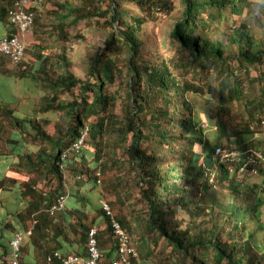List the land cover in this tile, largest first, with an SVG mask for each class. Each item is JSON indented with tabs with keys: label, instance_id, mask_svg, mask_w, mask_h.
Wrapping results in <instances>:
<instances>
[{
	"label": "trees",
	"instance_id": "obj_1",
	"mask_svg": "<svg viewBox=\"0 0 264 264\" xmlns=\"http://www.w3.org/2000/svg\"><path fill=\"white\" fill-rule=\"evenodd\" d=\"M15 1L0 0V24L6 28L0 39L16 32L9 15ZM75 1V6L62 0L27 4L34 12L37 45L16 72L42 81L46 91L38 93L34 119L9 111L10 127L17 131L9 136V128H0V140L24 146L31 161L32 181L20 183L27 187L30 206L19 213L29 222L14 235L31 224L35 229L22 241L20 264H35L24 258L33 246L42 264H60L69 255L86 257L93 227L101 260L109 263L119 247L113 221L129 237L139 261L264 264V0ZM175 9L180 15L168 32L175 48L164 53L147 40L145 15ZM44 10L48 19H57L47 22L53 32L44 28ZM100 17L110 27L109 36L105 48L86 51L87 78L82 79L68 63L67 26ZM46 32L63 41L59 55L51 48L39 50ZM73 36L85 38L80 30ZM55 58L60 61L53 63ZM8 61L1 56L0 73ZM63 92L72 101L64 104L58 96ZM204 92L215 109L201 114L186 97ZM61 108L70 118L66 134L53 119ZM29 140L40 143L34 151ZM218 148L234 154L222 159ZM255 152L263 158H251ZM39 173L47 180L38 188ZM70 177L78 179L76 209L51 213L61 196L68 197ZM89 183L84 196L80 190ZM96 186L110 214L103 206L94 214L87 211L88 193ZM102 229L110 245L105 255ZM10 255L11 245L3 264H10Z\"/></svg>",
	"mask_w": 264,
	"mask_h": 264
},
{
	"label": "rangeland",
	"instance_id": "obj_2",
	"mask_svg": "<svg viewBox=\"0 0 264 264\" xmlns=\"http://www.w3.org/2000/svg\"><path fill=\"white\" fill-rule=\"evenodd\" d=\"M64 2H70V4H73V6L76 5L75 0H62ZM106 2L102 4V6L106 7ZM132 6V5H131ZM47 8H51V6H47ZM137 12L139 14L145 13L142 10H139L136 8ZM180 15V9H175L174 11L170 12L168 15L162 14L160 12H155L151 16L145 15L146 20V37L147 40L151 41L154 40L158 47L164 51V53H167L168 51L174 50L175 46L172 44L168 32L170 30V26L172 22L175 20V18ZM50 16L47 14V10H44L42 15V22H46L45 24L50 23L51 20H57L55 18H50ZM95 19L91 20H82L77 25H71L67 26L69 27L70 31V41H68L66 44L67 50V56H68V63L72 70V72L76 75L81 77L82 79H86V51L91 47H96L98 49L105 48L106 39L109 36L110 27L104 24V18L100 17L99 22H95ZM47 29L48 32H50V27L48 24L44 27ZM6 28L3 24H0V34L5 32ZM82 31L85 38L76 39L73 36V33L76 31ZM53 32V31H51ZM47 32L43 35V38L45 39L44 42H41L40 45V51L47 52V49L51 48L54 49L56 52V55H59L61 53V45L63 41L59 42L56 37L52 38V36H48ZM27 39H28V50L26 52V59L29 56H32V49L34 45H37L35 43L36 36L34 34L33 30H30L27 32ZM45 47V48H44ZM172 54H170L171 56ZM59 59L55 58L53 59V63H56ZM60 61V60H59ZM9 63V61H8ZM4 67V68H3ZM18 66H11V64H4L2 66L3 73H0V92L3 93L2 96H0V128L4 126V128H9V136H11L14 131H17L15 128L10 127L12 115H10L9 111L14 112L16 116H19V118H25V119H34L36 115H34L35 108H38L37 105L40 104L41 99L40 95L38 93H42L43 91H46V87L44 83L38 82L36 80H33L30 77L25 76H19V74L16 72ZM7 69V71L5 70ZM11 70L16 72L14 74H10L11 72L8 71ZM59 99L62 100V102L68 103L72 101L73 97L68 92H63L58 95ZM189 98L194 102L195 108L201 112V114L204 113V111L214 110V102L211 99V95L208 92L204 93H196L194 97H190V93H188ZM173 97H176V95H173ZM9 103H8V102ZM116 111H120L119 105L116 108ZM203 116V115H202ZM53 119L56 120L55 123L59 125L62 134L67 133V129L69 128V117L66 114L65 109H58V111H55L53 113ZM69 123V124H68ZM26 131L33 132V127L30 124H26ZM30 128V129H29ZM48 130L52 133L55 130L54 123H50L47 127ZM2 130L0 131L1 134ZM4 135V134H2ZM257 136V134H255ZM59 136H56L57 138ZM30 142V148L32 151L36 149V146H38L40 143L36 141ZM1 143V142H0ZM38 143V144H37ZM89 149H93L90 147ZM24 153H21L23 155ZM90 158V157H89ZM27 160V159H26ZM27 163L31 164L30 160L24 161L23 165L25 167H30L27 165ZM8 163L0 162V167L8 166ZM42 166V165H41ZM39 177L41 179V187L44 186V181L47 180V177L43 174ZM253 178H256L254 176ZM78 180V179H76ZM258 180V179H257ZM256 180V181H257ZM91 183L83 186L84 190V196L86 195V187L90 186ZM94 190L100 192V187L96 186ZM89 194V193H88ZM101 194V193H100ZM103 198V197H101ZM12 201V200H10ZM77 202H76V193L75 189L73 191L69 192L68 197L65 200V208H68L70 210H74L76 208ZM65 208L62 210L65 211ZM88 208V206H87ZM184 218H188L187 215H184ZM140 264H152L151 262L147 260L140 261Z\"/></svg>",
	"mask_w": 264,
	"mask_h": 264
},
{
	"label": "built area",
	"instance_id": "obj_3",
	"mask_svg": "<svg viewBox=\"0 0 264 264\" xmlns=\"http://www.w3.org/2000/svg\"><path fill=\"white\" fill-rule=\"evenodd\" d=\"M44 0H33L29 4V0H16L13 7L9 11L10 22L16 28V32L13 36H4L0 39V58L5 55L9 58L10 64L13 66L18 65L24 58L27 46V32L32 29L34 12L28 9L27 4L36 5ZM46 1V0H45ZM84 136L73 145V149L77 150L83 144ZM217 152L221 154L222 159L228 158L234 152H230L225 148H218ZM63 158H66L64 155ZM253 159L263 158L261 153L255 152L252 154ZM104 209L108 214L111 213L110 207L106 202H103ZM65 205V196H61L58 200V204L52 207L51 213L55 210L62 209ZM114 233L118 237L119 247L118 256L111 262L106 264H140L136 250L131 245L129 237L116 221H113ZM32 229L28 231H18L12 238L10 264H20L19 255L21 250L22 241L25 235L31 234ZM55 256L61 258V253L56 252ZM102 254L98 246L97 229L91 228L89 232L88 242V255L81 257L77 255H69L61 261L60 264H105L101 260ZM51 260V257H48Z\"/></svg>",
	"mask_w": 264,
	"mask_h": 264
},
{
	"label": "crops",
	"instance_id": "obj_4",
	"mask_svg": "<svg viewBox=\"0 0 264 264\" xmlns=\"http://www.w3.org/2000/svg\"><path fill=\"white\" fill-rule=\"evenodd\" d=\"M2 73L3 72H1V74ZM0 142H1L0 162H5L9 164L8 166H4L2 168L0 167V264H3L5 260L6 262L7 260H9L8 257L10 251V240L13 238L14 232L17 230H25L26 229L25 223L29 222V220H27L26 222L24 219L21 220L22 214H19L20 212L27 211V207L30 206L29 205L30 196L27 197L24 196L25 195L24 190H26L27 187L25 188V184H20V183H23L24 181H32V180L28 177L31 171L23 165L24 161L28 160L26 155L27 149L26 151H24L23 150L24 146L15 147V144L13 147H11V143L9 142L8 138L4 141L0 140ZM21 153L24 154L21 155ZM69 180L70 181H68L69 182L68 191L72 192L75 187V184H77L78 182L74 177H70ZM37 183H38L37 187L38 188L41 187V179H39ZM89 187H92V185H90ZM83 192H84L83 190L82 191L80 190V193ZM89 199H90V203L87 208V211L92 212L94 214L102 206L104 208L103 202L105 201L101 198L98 191L92 190L89 193ZM64 208H62V210ZM65 211H68V209L65 208ZM34 221H37L36 222L37 225L38 220H34ZM32 226L33 224H31V227L28 226L27 230L33 229ZM102 227H104V225H102ZM106 238H107V234H105L104 229H102L100 242L105 246L108 245L106 247L107 248L106 252H103L104 255L108 253L110 247L109 244L104 243V240ZM24 242L29 243V240L25 238ZM38 250H39L38 246H33L32 248H30V250H28V252H26L24 255L26 261L35 262V264H42L39 262L40 257L38 255ZM116 256L117 253L113 252L110 253L109 258L110 260H112ZM45 264H50V263L47 262Z\"/></svg>",
	"mask_w": 264,
	"mask_h": 264
}]
</instances>
